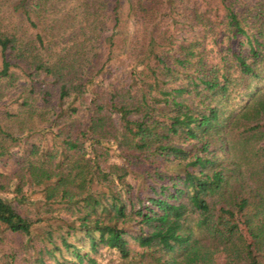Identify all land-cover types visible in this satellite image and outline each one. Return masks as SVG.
Listing matches in <instances>:
<instances>
[{"label": "trees", "instance_id": "trees-1", "mask_svg": "<svg viewBox=\"0 0 264 264\" xmlns=\"http://www.w3.org/2000/svg\"><path fill=\"white\" fill-rule=\"evenodd\" d=\"M263 80L264 0H0V264H264Z\"/></svg>", "mask_w": 264, "mask_h": 264}, {"label": "rangeland", "instance_id": "rangeland-1", "mask_svg": "<svg viewBox=\"0 0 264 264\" xmlns=\"http://www.w3.org/2000/svg\"><path fill=\"white\" fill-rule=\"evenodd\" d=\"M253 87L255 88L259 87L261 89H264V80L254 83ZM16 169L17 167L14 161L9 160V159H3L0 161V173L11 174L14 171H16ZM21 241H22L21 238L11 237L6 240L7 242L6 245L9 244L10 246H17L19 245ZM95 257L98 258L99 264H117L118 263V258L116 255L111 254L104 250L101 253L97 254ZM23 264H27V263H23ZM217 264H229L227 261L226 255L224 254L219 255L217 257Z\"/></svg>", "mask_w": 264, "mask_h": 264}]
</instances>
